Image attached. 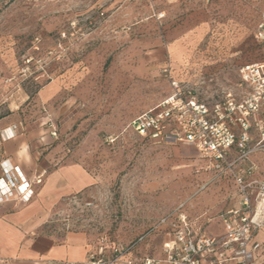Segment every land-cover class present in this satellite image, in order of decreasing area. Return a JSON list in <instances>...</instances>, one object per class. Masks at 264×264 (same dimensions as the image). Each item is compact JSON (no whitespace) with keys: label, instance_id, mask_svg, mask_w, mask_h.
Here are the masks:
<instances>
[{"label":"rangeland","instance_id":"1","mask_svg":"<svg viewBox=\"0 0 264 264\" xmlns=\"http://www.w3.org/2000/svg\"><path fill=\"white\" fill-rule=\"evenodd\" d=\"M263 15L264 0H0V120L48 116L57 139L41 159L52 152L49 169L76 164L92 179L54 204L45 233L128 245L181 206L194 228L222 236L231 179H214L194 149L149 142L128 123L170 94L167 61L200 100L245 97L238 70L264 64L254 39ZM248 121L252 140H264V99ZM162 241V228L147 232L132 253L149 246L157 256Z\"/></svg>","mask_w":264,"mask_h":264},{"label":"built area","instance_id":"2","mask_svg":"<svg viewBox=\"0 0 264 264\" xmlns=\"http://www.w3.org/2000/svg\"><path fill=\"white\" fill-rule=\"evenodd\" d=\"M254 39L264 43V15L256 26ZM162 73L169 82L170 94L130 120L128 128L155 144L190 147L206 163L205 170L215 172L214 179L225 175L231 179L239 199L234 207L219 215L224 234L213 237L201 233L183 214L176 212L180 206L162 216L131 244L101 237L95 254H87L81 262L58 264H255L253 253L259 244H250V240L254 233L264 230V178L248 179L254 167L247 162L256 152L264 154V140L251 145L248 120L259 111L264 99V64L238 70L240 86L250 89L245 97L236 100L229 93L211 103L198 99L194 91L175 81L169 61L164 63ZM37 122L25 126L12 124L0 130V138L10 140L30 126H47L49 136L56 137L57 126L51 124L48 116ZM0 171V204L11 200L28 202L33 195L31 183L8 160L0 161ZM40 182V177L34 180L35 184ZM159 228L164 238L160 256L145 254L139 262L131 259L134 244L143 241L147 232Z\"/></svg>","mask_w":264,"mask_h":264},{"label":"crops","instance_id":"3","mask_svg":"<svg viewBox=\"0 0 264 264\" xmlns=\"http://www.w3.org/2000/svg\"><path fill=\"white\" fill-rule=\"evenodd\" d=\"M12 124L19 123L0 120V130ZM49 131V128L30 126L27 131H18L10 140L0 138V161L8 160L16 167L20 176L31 183L33 190L28 202L11 200L0 204V261L3 264L81 262L87 254H95L97 251V242H90L81 232H68L62 238L45 233L43 225L54 204L62 196L77 192L90 185L92 181L91 177L76 164L49 169L50 166L45 162L53 161L52 152L44 156L45 160L41 159L42 153L49 148L43 147L54 141L47 140L50 137ZM256 141L252 140L251 145ZM233 154L232 150L231 155ZM247 163L254 167L248 179L264 178V154L260 152L252 154ZM1 175L0 171V177ZM38 177L41 178V182L35 184L34 180ZM205 188L206 185H203L200 189ZM238 199L234 189L228 195L227 209L234 207ZM253 243L259 244V248L253 253L254 263L264 264V259L255 261V255L261 246H264V230L252 235L250 244ZM148 247L131 253V259L139 262L142 256L148 254ZM159 256L160 253L157 257Z\"/></svg>","mask_w":264,"mask_h":264},{"label":"trees","instance_id":"4","mask_svg":"<svg viewBox=\"0 0 264 264\" xmlns=\"http://www.w3.org/2000/svg\"><path fill=\"white\" fill-rule=\"evenodd\" d=\"M258 43H261V42H258ZM42 113V112H41ZM23 123H27V120L26 121H23ZM58 132V130L56 129V133ZM55 139H57V138H55ZM142 139H144V138H142ZM56 140H54V142H55ZM53 142V143H54Z\"/></svg>","mask_w":264,"mask_h":264}]
</instances>
